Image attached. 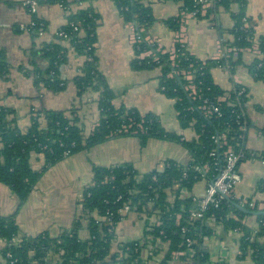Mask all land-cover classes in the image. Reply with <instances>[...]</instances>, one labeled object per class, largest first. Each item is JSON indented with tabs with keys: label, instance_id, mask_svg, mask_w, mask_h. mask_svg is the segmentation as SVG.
Instances as JSON below:
<instances>
[{
	"label": "trees",
	"instance_id": "1",
	"mask_svg": "<svg viewBox=\"0 0 264 264\" xmlns=\"http://www.w3.org/2000/svg\"><path fill=\"white\" fill-rule=\"evenodd\" d=\"M59 3L69 10L66 23L58 28L56 41L42 44L30 51L35 83H43L53 91L64 88V80L60 76L61 65L66 59L67 48L62 41H68L74 51L84 55L86 60L80 67V75L75 78L78 95L92 89L99 93L97 100L100 118L93 130L85 135L78 125L72 111L42 110L45 120L39 121L40 113L32 116L31 123L25 128L18 127L14 111L0 104V182L7 185L18 199V208L27 200L36 183L49 167L64 157L88 149L108 139L122 136H135L140 145H145L149 138L176 142L189 153L190 160L184 164L174 159H166L160 168H154L145 173H139L131 162H123L109 166L95 165L92 168L91 181L84 187L79 200L80 214L71 226L57 236H51L42 231L34 236H21L16 223V212L0 215V238L4 242L2 256L5 264H44L50 260L53 264H148V257L158 249L159 242L166 246L162 264H176L172 254L187 248L185 239L190 238L193 255L189 259L192 264H213L207 249L203 246V238L213 231L209 226V217L214 218V224H219L223 231L238 229L237 243L239 257L250 256L254 264H264V214L255 215L257 224L252 227L244 220L249 213L242 211L235 204L236 198L222 199L218 207H210L201 219L189 220V210L194 207L191 198L180 197L182 188L191 191L193 185L200 180L195 167L208 164L210 169L207 180L216 175V168L221 165L222 152L227 144L233 149H241L246 156L250 155L244 146L246 131L238 129L236 114L240 107L245 111L247 90L245 94L236 95L234 90H223L216 84L211 75V69L228 62L231 72L240 63V51L237 57L228 53L227 57L201 60L188 49L176 48L184 53H177L174 63L169 52L156 50L155 43L143 39L142 29L148 28L155 17L147 0H113L124 22L134 23L135 29L142 40L133 45L134 57L131 60L133 69L160 68L158 76L159 89L167 97L174 100V109L182 128L192 126L196 137L182 139L175 131L166 130L158 115L154 113L141 114L133 107L112 104L114 92L107 85L102 72L98 68L96 51V28L98 16L90 7L71 9L73 4L85 0H38ZM180 1L181 10H191L194 0ZM247 0H215L214 7L230 11L232 5H237L236 11H231L233 25L229 29L231 40H224V47L243 49L253 45V32L247 26L245 9ZM210 11V9L208 10ZM29 26L36 37L44 31V22L32 14ZM164 23L172 31L180 26V16L164 19ZM76 28V29H75ZM260 55L248 65V70L255 80L264 81V37L258 40ZM151 50L159 57L155 61L152 56H141ZM44 59L45 67L36 62ZM158 62V63H157ZM194 69L192 80L185 79L181 70ZM8 73L6 56L0 49V74ZM170 74H172L170 76ZM195 83V95L186 89L189 83ZM229 93V101H218L217 97ZM218 103L222 114L206 115L200 108L202 99ZM218 101V102H217ZM239 102L241 106H237ZM70 112V113H69ZM245 126L248 127L246 113ZM224 131L227 143L218 146L212 136ZM264 134V128L262 129ZM242 134V138L238 135ZM215 148L216 155L210 156ZM41 154L43 164L39 169H33L30 156ZM259 155L264 160V150ZM216 163V164H215ZM185 174V176H184ZM256 190L264 192V179L258 181ZM250 198L244 208L250 211H260L257 202L248 207ZM130 205V212L145 216L143 236L137 240L119 242L113 250L114 228L122 218L119 209L125 204ZM150 216L157 217V224H151ZM185 227V232L181 228ZM86 229L88 237L81 238V230ZM21 237L19 243L14 237ZM113 250V251H112ZM147 251V256L143 255ZM10 254V257L7 256ZM185 255L180 260L186 259ZM14 262L10 263V260Z\"/></svg>",
	"mask_w": 264,
	"mask_h": 264
},
{
	"label": "crops",
	"instance_id": "2",
	"mask_svg": "<svg viewBox=\"0 0 264 264\" xmlns=\"http://www.w3.org/2000/svg\"><path fill=\"white\" fill-rule=\"evenodd\" d=\"M24 1L0 0V49L4 51L8 65V73L0 74V104L14 111L17 125L21 129H25L31 123L32 116L42 110L72 111L69 115L76 117L78 125L87 135L97 124L100 110L97 104L99 93L88 89L78 95L74 82L80 75V67L86 57L76 53L68 41H62L67 48V55L60 69L64 88L58 91L51 90L43 83H35L33 75L29 74L33 69L30 51L42 44L56 41L55 34L66 23L70 8L68 10L59 3L39 2L36 13L33 14L44 22L45 29L35 37L29 29L33 15L23 4ZM147 1L151 5L155 21L142 31L147 39L154 40L163 49H170L176 36L182 32L181 37L189 52L205 60L214 55L224 40L232 39L229 29L233 20L230 14L237 10V5H232L230 11L221 7H210V11L207 9L205 13L186 17L187 21L179 26L178 31H172L164 23V19L179 15L182 3L177 0ZM81 6L90 7L98 16L95 54L98 68L114 92L112 104L115 107H133L141 114L154 113L159 116L166 130L175 131L187 140L191 139L193 127L180 126L174 100L159 89V70L131 67L134 57L131 29L123 21L114 1L85 0L73 4L71 9L73 11ZM245 16L246 24L253 32V45L237 51H240L241 61L233 72L216 66L211 69V75L214 82L225 91L231 90L234 85L246 88L245 113L248 127L244 146L251 152L260 153L264 150V81L255 80L248 65L258 56V40L264 37V0H247ZM237 52L234 58L237 57ZM36 62L43 67L47 65L44 59L37 58ZM36 116H39V121L44 125L45 120L41 113ZM180 146L171 143H162L158 147L161 149L151 143L141 146L135 136L108 139L64 157L43 172L45 175L42 174L27 200L19 208L15 193L0 182V215L16 212L15 220L21 236H34L42 231L57 236L69 228L80 214L79 200L84 187L91 181L93 166L131 162L139 173H145L155 168L154 164L158 163L157 159H161L160 157L187 163L190 159L189 153ZM150 151H154L155 158L149 161L147 152ZM30 164L33 169H39L43 164L42 155L31 154ZM237 170L240 180L234 188L233 197L239 200L250 198L262 209L264 192L256 190V186L259 180L264 179V160H242L237 164ZM205 186L204 181H197L189 192L202 195ZM153 220H156V216H150L149 221ZM244 220L252 227L257 224L253 214H249ZM207 222L213 233L205 236L202 243L213 264H254L249 255L239 257L235 233L229 230L224 232L219 224ZM145 223V216L136 212L123 216L114 228V232L117 228L118 236L115 235L113 250L119 242L140 239ZM80 235L83 239L87 238V230L82 229ZM2 248L3 242L0 240V264L5 263ZM165 249L166 246L159 242L158 249L148 257V264H162ZM147 254L144 251V255ZM184 257L186 259L180 260L178 257L174 262L192 264L187 259L190 257Z\"/></svg>",
	"mask_w": 264,
	"mask_h": 264
},
{
	"label": "built area",
	"instance_id": "3",
	"mask_svg": "<svg viewBox=\"0 0 264 264\" xmlns=\"http://www.w3.org/2000/svg\"><path fill=\"white\" fill-rule=\"evenodd\" d=\"M38 0H25L23 4L28 9V11L33 14L36 13L37 7H38ZM194 7L191 10H181L179 13L180 16V25L187 21L186 17L189 16H197L198 14L205 13L207 9L210 7H213L215 4V0H194ZM128 25L131 29V40L132 44L138 43L142 40V36L139 34V32L135 29L134 23L128 22ZM76 29V28H75ZM178 31V30H177ZM42 32V30H41ZM40 32V33H41ZM39 33V34H40ZM181 35L183 33L181 32ZM180 34H178L175 38V41L170 49L166 50L161 48L154 40L147 39L145 36H143V39H145L148 43H155L156 44V50L161 49L163 52H169L170 59L172 60V63H174V58L177 53L182 54L183 51H180V48L187 49L186 43L184 42V39L181 37ZM179 43L181 46L180 48H176L175 44ZM239 49L236 47H224L222 44L219 45L218 50L214 53V55L211 57V59H218L220 57H227L228 53L232 54V57ZM259 50V49H258ZM150 55L153 57L155 61L159 60V57L157 54L151 50H148L147 52H144L141 54V56ZM260 55V52L258 53V56ZM158 63V62H157ZM218 67H222L226 70L230 69V65L228 62H224ZM159 70L160 68H156ZM180 73L184 76L185 79L192 80L194 77L195 70L194 69H187V70H181ZM172 74H170L171 76ZM195 83H189L186 85V89L190 90V94L195 95V89H196ZM236 95H242L246 93V88L242 85H234L232 88ZM230 94L224 93L223 95L217 97L218 101H229ZM217 101V102H218ZM229 105H231V102H228ZM237 106H241L239 102H236ZM200 108L204 111L206 115H215L216 117L220 116L222 114L221 108L218 103H213L209 101L207 97L202 99V104ZM245 115L244 109L240 107V111L236 114L238 129L243 131H246V126L244 119H242ZM182 139H185L182 135H180ZM196 133L194 131L193 137H196ZM243 135L239 134L238 138H242ZM213 140L218 144V146L225 145L227 143V135L224 131L220 133V135L212 136ZM210 156L214 157L216 155L215 148H213L210 151ZM259 158V155L255 152H250L249 156L245 155V152L241 149L235 150L232 148L230 144L226 145V148L222 152V162L219 167L216 168L217 173L211 179L210 181L207 180L206 174L208 173L210 166L208 164H204L203 166L195 167V170L197 171L200 180L204 181L206 183L205 189L202 193V195H194L193 193L189 192V190L182 188L180 190L179 196L182 197H188L191 198V201L194 204V207L189 210L188 219L189 220H197L201 219L204 215V213L210 208V207H218L221 203L222 199L225 197H228L229 199L234 198L233 197V191L236 186V184L240 180V175L237 170V164L245 159H254ZM260 159V158H259ZM190 160V159H189ZM186 164V163H184ZM216 164V163H215ZM185 176V174H184ZM199 180V181H200ZM247 203L246 198L240 199L239 205L241 207H244V204ZM254 201L250 200L248 207L252 208L254 206ZM119 212L121 213L122 217L130 213V205L128 203H125L120 209ZM209 221L213 223L214 225V218L212 216L209 217ZM151 224H157V217L156 220H153L150 222ZM186 228L182 227L181 231L185 232ZM232 233H235L238 237V229H232L229 230ZM0 240L3 242V240L0 238ZM14 242L19 243L21 240V237H14ZM191 239L186 238L185 243L187 245V248L182 251H177L172 254V259H176L182 255H185L187 257H191L193 255V249L190 247ZM4 246V242H3ZM144 255V253H143ZM8 257H10V254H7ZM5 261V259H4ZM14 262V259L10 260V263ZM6 263V262H5ZM4 263V264H5ZM44 264H53L50 260L46 261ZM55 264V263H54Z\"/></svg>",
	"mask_w": 264,
	"mask_h": 264
},
{
	"label": "rangeland",
	"instance_id": "4",
	"mask_svg": "<svg viewBox=\"0 0 264 264\" xmlns=\"http://www.w3.org/2000/svg\"><path fill=\"white\" fill-rule=\"evenodd\" d=\"M139 143H140V141H139ZM149 143H151L152 145H154V147H160V145L162 144V143H165L166 145H167V143H171V144H177V145H179L180 146V144H178V143H175V142H171V141H168V140H162V139H156V138H149L146 142H145V144L146 145H149ZM144 146V145H143ZM181 147V149H183L182 148V145L180 146ZM142 148H140V150H141ZM158 149H161V148H158ZM164 150V149H163ZM148 154H149V156H150V158H149V161L150 160H152L153 158H155L154 156H155V154H154V151H150V152H147ZM186 157H187V155H186ZM159 158V157H158ZM161 159H157V164L155 163L154 165V167L155 168H160L161 166H162V161L164 160V159H166L165 157L164 158H162V157H160ZM174 158V157H173ZM50 168V167H49ZM49 168L46 170V171H48L49 170ZM45 171V172H46ZM141 171H143V170H141ZM44 172V173H45ZM143 173V172H142ZM45 174H43V176H44ZM117 228L115 229V235L116 236H118L117 235ZM115 235H114V238H115ZM115 240H116V238H115Z\"/></svg>",
	"mask_w": 264,
	"mask_h": 264
},
{
	"label": "water",
	"instance_id": "5",
	"mask_svg": "<svg viewBox=\"0 0 264 264\" xmlns=\"http://www.w3.org/2000/svg\"><path fill=\"white\" fill-rule=\"evenodd\" d=\"M226 199H229L228 197H225ZM239 209H241L242 211H245L249 214H253V215H259V214H264V210H260V211H250V210H246L244 207H241L239 204H235Z\"/></svg>",
	"mask_w": 264,
	"mask_h": 264
}]
</instances>
